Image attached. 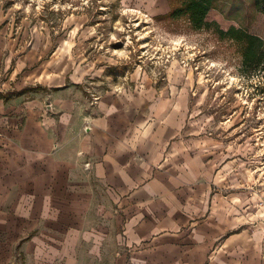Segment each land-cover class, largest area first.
<instances>
[{
    "label": "crops",
    "instance_id": "1",
    "mask_svg": "<svg viewBox=\"0 0 264 264\" xmlns=\"http://www.w3.org/2000/svg\"><path fill=\"white\" fill-rule=\"evenodd\" d=\"M11 30L0 14V264H264L243 209L264 167L184 132L185 89L116 94Z\"/></svg>",
    "mask_w": 264,
    "mask_h": 264
},
{
    "label": "rangeland",
    "instance_id": "2",
    "mask_svg": "<svg viewBox=\"0 0 264 264\" xmlns=\"http://www.w3.org/2000/svg\"><path fill=\"white\" fill-rule=\"evenodd\" d=\"M170 4L0 0V14L15 37L55 57L54 65L97 71L93 81L116 94L179 98L185 89L184 132L220 141L226 161L243 170L264 167V57L244 63L246 41L226 35L234 28L256 37L264 56V10L256 0H217L206 27L193 30L168 16ZM257 204L243 209L255 212Z\"/></svg>",
    "mask_w": 264,
    "mask_h": 264
},
{
    "label": "trees",
    "instance_id": "3",
    "mask_svg": "<svg viewBox=\"0 0 264 264\" xmlns=\"http://www.w3.org/2000/svg\"><path fill=\"white\" fill-rule=\"evenodd\" d=\"M171 10L168 16L173 19H186L193 30H198L206 27L208 24L206 16L208 12L214 7L217 0H170ZM257 6L264 10V0H256ZM226 35L233 39L246 41V48L244 51V63H248L253 59L257 62L264 57L256 45V37L242 34L239 30L234 28L229 29Z\"/></svg>",
    "mask_w": 264,
    "mask_h": 264
},
{
    "label": "built area",
    "instance_id": "4",
    "mask_svg": "<svg viewBox=\"0 0 264 264\" xmlns=\"http://www.w3.org/2000/svg\"><path fill=\"white\" fill-rule=\"evenodd\" d=\"M259 204L257 205L258 207H261L263 209V213H262V218L261 220L263 219V223H264V202L261 200L258 202Z\"/></svg>",
    "mask_w": 264,
    "mask_h": 264
}]
</instances>
